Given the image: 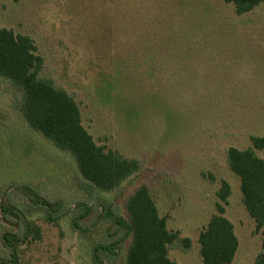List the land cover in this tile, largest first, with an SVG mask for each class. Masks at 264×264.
Segmentation results:
<instances>
[{"label": "rangeland", "instance_id": "374dc122", "mask_svg": "<svg viewBox=\"0 0 264 264\" xmlns=\"http://www.w3.org/2000/svg\"><path fill=\"white\" fill-rule=\"evenodd\" d=\"M0 28L33 40L41 77L76 102L96 145L139 168L111 192L91 191L0 79V264H95L98 245L113 248L99 264H126L130 238L120 241L98 203L128 220L126 201L141 186L167 228L191 242L169 245V259L203 264L197 237L222 182L238 239L232 264H253L261 235L226 152L264 135V4L236 16L222 0H0ZM25 188L62 210L49 221Z\"/></svg>", "mask_w": 264, "mask_h": 264}, {"label": "trees", "instance_id": "16d2710c", "mask_svg": "<svg viewBox=\"0 0 264 264\" xmlns=\"http://www.w3.org/2000/svg\"><path fill=\"white\" fill-rule=\"evenodd\" d=\"M222 1L233 7L236 16L248 14L264 4V0ZM42 70L43 59L37 54L33 40L0 28V79L20 92L18 110L28 127L73 158L81 179L91 191H113L138 171V164L96 145L81 124L79 106L51 79L42 78ZM249 141L250 146L245 149L230 147L226 152V161L239 180L243 207L261 235L260 251L253 264H264V160L256 154V151H264V135L251 136ZM25 189L32 200L46 209L49 221L53 220L52 215L62 210L60 202L51 203L42 199L33 188ZM230 194V186L222 182L216 194V213L210 216L198 233L197 243L203 264H231L234 260L238 239L232 223L224 216ZM98 205L104 213L103 217L114 224L115 235L123 234L120 241L130 238L126 264H178L169 259L168 246L178 242L185 250L190 248L189 239L180 238L178 232L167 228L166 218L159 215L145 186L137 188L128 197L125 204L128 220L119 217L111 207L101 202ZM89 211L85 207L81 216ZM30 230L38 234L37 228L29 227ZM3 240L11 248L13 240L10 237ZM112 250L111 245L95 246L92 250L93 262L99 264V255H112Z\"/></svg>", "mask_w": 264, "mask_h": 264}, {"label": "crops", "instance_id": "0c3cea01", "mask_svg": "<svg viewBox=\"0 0 264 264\" xmlns=\"http://www.w3.org/2000/svg\"><path fill=\"white\" fill-rule=\"evenodd\" d=\"M237 253V252H236ZM235 257H236V254H235ZM235 257H234V259H235ZM234 261V260H233ZM232 264V263H231Z\"/></svg>", "mask_w": 264, "mask_h": 264}]
</instances>
